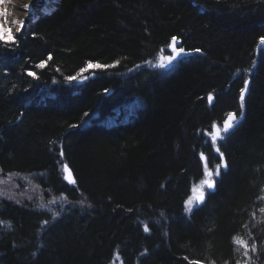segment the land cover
<instances>
[{
    "label": "trees",
    "instance_id": "trees-1",
    "mask_svg": "<svg viewBox=\"0 0 264 264\" xmlns=\"http://www.w3.org/2000/svg\"><path fill=\"white\" fill-rule=\"evenodd\" d=\"M33 9L0 40V175H32L65 204L0 198V264H264V0ZM173 36L189 54L149 66ZM229 113L224 169L207 137Z\"/></svg>",
    "mask_w": 264,
    "mask_h": 264
},
{
    "label": "rangeland",
    "instance_id": "rangeland-1",
    "mask_svg": "<svg viewBox=\"0 0 264 264\" xmlns=\"http://www.w3.org/2000/svg\"><path fill=\"white\" fill-rule=\"evenodd\" d=\"M57 0H37L35 3H33L32 5V11L29 13L28 16L30 15H35L34 9L35 6H37L39 3H42V7L47 8L49 6L52 5V3L56 2ZM3 5H0V12H3L2 9ZM0 23H4L3 18L0 17ZM23 23V22H22ZM22 25V24H21ZM20 25V27H21ZM12 26L11 25V32L9 33L8 31H5L3 34L5 36H14L15 34L18 33H14L16 31H12ZM5 29L7 30L8 28V24L5 23L4 24ZM19 27V28H20ZM170 45V44H169ZM263 45H259L258 47H261ZM176 48H179L178 45H175ZM172 48L167 46V51L166 52H160L159 55H157V57L150 63H148L149 66H154L157 64L158 59L162 56H168V55H172ZM184 55V54H183ZM181 55V56H183ZM179 56V57H181ZM178 57V58H179ZM224 124V122H223ZM223 124L222 125H217V128L222 129L223 128ZM236 124V123H235ZM234 124V125H235ZM216 129L212 128L211 132L208 133V139L211 141L212 145L214 146V148L216 149V144L218 142L215 143V145L213 144V141L211 139V134L215 133ZM205 160V158H204ZM205 178V176H204ZM203 178V179H204ZM215 178V175L213 176V179ZM196 191L191 192L190 197L192 198V203L191 205H187L185 204V209L187 212H189L187 209L190 207L191 209L197 205V199L196 197L200 194V191H203L204 194L207 191V186H201L200 183H198L196 186ZM189 197V198H190ZM0 198H7L13 201H23V200H28L29 202L33 203L35 206H37L38 208H43V209H47L50 211H55L57 210V208H61L64 206V202L61 198L59 197H49L46 198L44 197L41 189L37 186V184L34 182V178L32 175H6V176H1L0 175ZM189 200V199H188ZM187 200V201H188Z\"/></svg>",
    "mask_w": 264,
    "mask_h": 264
},
{
    "label": "snow or ice",
    "instance_id": "snow-or-ice-1",
    "mask_svg": "<svg viewBox=\"0 0 264 264\" xmlns=\"http://www.w3.org/2000/svg\"><path fill=\"white\" fill-rule=\"evenodd\" d=\"M10 0H0V5H3V4H7L9 3ZM9 13L7 11V9H5L3 12H0V17L3 18L4 20V23H0V40H4L6 43L7 42H12L14 43V39L11 38L10 36H5L3 33L5 31H8L9 33L11 32V25L12 23H22L20 21H12V22H9L7 20V17H8ZM7 23L8 24V28L7 30L5 29L4 27V24ZM171 41L172 43L169 45V47L172 48V55H168V56H162L158 59V62L156 65H154L155 67H159V68H168L170 67L174 61L177 60V58L183 54H189V53H186L185 52V49L184 48H176L175 45L177 43V37L173 36L171 38ZM260 45H264V36L260 37ZM195 52H200L201 49H195L194 50ZM49 59H51V57H49ZM40 66H43V65H40ZM97 67H100L99 65H97ZM83 71V69L81 70ZM246 71H251V69H248ZM29 75H34L33 73H29ZM77 76H79V73L77 74ZM76 77H72V76H69V77H66V79H68L69 81L75 79ZM249 90V81L248 80H245L244 81V87H242L240 89V106L241 108L243 109L244 107V102H245V94L246 92ZM107 91V90H106ZM211 99V95L209 97ZM85 115H87V113H85ZM240 117H243V112L240 113ZM235 123H238V119L236 117V114L235 113H229L228 114V119H226L224 121V124H223V128L220 129V128H217V126L214 124L212 127L216 129V132L215 133H212L211 134V139L213 141V144L215 145V143L217 142V140H223L225 139V135L229 133V131L234 127V124ZM75 127V126H74ZM216 151L219 153V156H220V159H221V163L223 164V167L226 169L227 168V164L223 162V157H224V154L223 152H220V149L219 147L216 148ZM61 155H63V152H61ZM201 158L203 159V153H201ZM64 170L66 172H69V169H68V166L67 165H64L63 166ZM220 169H221V164H217L215 166V169L214 171L212 170H209L207 168V166H205V173H204V176L205 178L202 179L200 181V185L201 186H207L208 189H213L214 188V184H215V181L213 179V176H219L220 175ZM65 179H68L70 183H76V181L74 179L71 178V175L69 173V175H67L65 177ZM196 187L193 188V191H196ZM196 199L198 201H203L204 200V192L201 191L199 196L196 197ZM192 203V198L190 197L188 201H186V204L187 205H191ZM188 211H191V208L189 207L187 209ZM261 212H264V208L260 209ZM47 223V222H45ZM148 227L145 226V231H148ZM235 242L239 245H242L245 249L248 248V244L246 241L240 239V238H234ZM251 248H252V251H255L256 250V246L255 244L251 245ZM245 255H247V251H245L244 253ZM195 264V262H194Z\"/></svg>",
    "mask_w": 264,
    "mask_h": 264
},
{
    "label": "bare ground",
    "instance_id": "bare-ground-1",
    "mask_svg": "<svg viewBox=\"0 0 264 264\" xmlns=\"http://www.w3.org/2000/svg\"><path fill=\"white\" fill-rule=\"evenodd\" d=\"M37 0H10L9 3L3 4V11L7 9L9 15L7 20L9 22L12 21H20L23 22L32 11V5ZM4 21V20H3ZM12 31H16L19 29L22 23H12Z\"/></svg>",
    "mask_w": 264,
    "mask_h": 264
},
{
    "label": "water",
    "instance_id": "water-1",
    "mask_svg": "<svg viewBox=\"0 0 264 264\" xmlns=\"http://www.w3.org/2000/svg\"><path fill=\"white\" fill-rule=\"evenodd\" d=\"M58 1H59V0H57V2H58ZM19 29H20V28H19ZM19 29H17L16 32H14V33H17V31H19ZM211 101H212V99L209 98V102H211ZM227 119H228V117H227ZM203 157H204V155H203ZM201 160L204 161V158H203V159L201 158ZM222 165H223V164H222ZM223 168H224V167H223ZM224 169H225V168H224ZM69 173H70L71 178H72V174H71V171H70V170H69V172H66V171H65V177H66L67 175H69ZM72 179H73V178H72ZM67 180H68V179H67ZM68 181H69V180H68ZM207 189H208V188H207ZM208 191H209V192H213V191H214V188L211 189V190L208 189ZM198 196H199V195H198ZM201 202H202V201H198V200H197V203H201Z\"/></svg>",
    "mask_w": 264,
    "mask_h": 264
}]
</instances>
